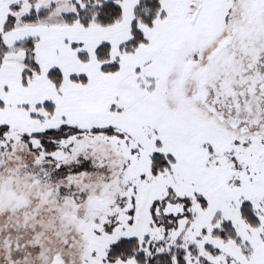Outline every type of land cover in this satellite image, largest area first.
Returning a JSON list of instances; mask_svg holds the SVG:
<instances>
[{
	"label": "snow or ice",
	"instance_id": "1",
	"mask_svg": "<svg viewBox=\"0 0 264 264\" xmlns=\"http://www.w3.org/2000/svg\"><path fill=\"white\" fill-rule=\"evenodd\" d=\"M0 264H264V0H0Z\"/></svg>",
	"mask_w": 264,
	"mask_h": 264
}]
</instances>
